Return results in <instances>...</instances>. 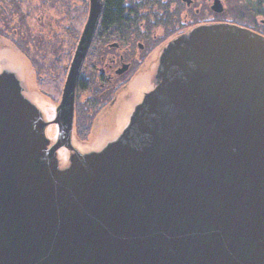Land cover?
Instances as JSON below:
<instances>
[{
    "label": "water",
    "instance_id": "obj_1",
    "mask_svg": "<svg viewBox=\"0 0 264 264\" xmlns=\"http://www.w3.org/2000/svg\"><path fill=\"white\" fill-rule=\"evenodd\" d=\"M101 7L52 106L0 49V264H264V35H176L110 139L81 143L75 87Z\"/></svg>",
    "mask_w": 264,
    "mask_h": 264
},
{
    "label": "flooded vegetation",
    "instance_id": "obj_2",
    "mask_svg": "<svg viewBox=\"0 0 264 264\" xmlns=\"http://www.w3.org/2000/svg\"><path fill=\"white\" fill-rule=\"evenodd\" d=\"M213 1L119 0V18L108 20L102 0L75 87L73 126L79 142L110 139L103 132L121 126L151 85L161 49L176 35L219 22L264 35L263 16L259 22L256 16L226 20L223 1L221 12L211 9ZM88 11L89 0H0V49L13 50L28 89L46 105L60 97ZM205 11L209 17L202 19Z\"/></svg>",
    "mask_w": 264,
    "mask_h": 264
},
{
    "label": "trees",
    "instance_id": "obj_3",
    "mask_svg": "<svg viewBox=\"0 0 264 264\" xmlns=\"http://www.w3.org/2000/svg\"><path fill=\"white\" fill-rule=\"evenodd\" d=\"M107 4L105 8V17L108 20H115L120 16V8L118 7L119 0H106ZM252 3V2H251ZM246 3L245 8L241 9L240 13L244 14L248 18L253 19L254 16L264 17V0H259L255 4ZM242 17V16H241Z\"/></svg>",
    "mask_w": 264,
    "mask_h": 264
},
{
    "label": "rangeland",
    "instance_id": "obj_4",
    "mask_svg": "<svg viewBox=\"0 0 264 264\" xmlns=\"http://www.w3.org/2000/svg\"><path fill=\"white\" fill-rule=\"evenodd\" d=\"M222 1L224 3V12L221 15V18L229 20L235 16L244 17L245 15L241 14L240 11H241V9L245 8L247 1H248V3L252 2L251 4H255L259 0H222ZM237 10H239V13H237ZM200 17H202V19H204L206 17H209V14L205 11V13L203 15H200ZM246 18H247V16H246ZM261 19H262V16H260V15L255 17L256 22H259Z\"/></svg>",
    "mask_w": 264,
    "mask_h": 264
}]
</instances>
